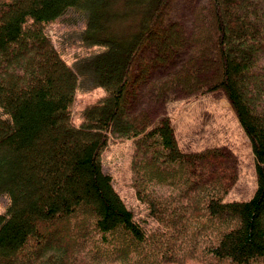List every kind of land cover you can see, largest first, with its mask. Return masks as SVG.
<instances>
[{
  "label": "trees",
  "instance_id": "obj_1",
  "mask_svg": "<svg viewBox=\"0 0 264 264\" xmlns=\"http://www.w3.org/2000/svg\"><path fill=\"white\" fill-rule=\"evenodd\" d=\"M173 0H0V264H264V0H205L190 24ZM101 45L69 65L45 27L68 10ZM77 73V74H76ZM79 75L102 88L78 124ZM221 89L255 160L247 199L222 146L184 151L167 114L132 101ZM109 138L130 141L136 218L102 168Z\"/></svg>",
  "mask_w": 264,
  "mask_h": 264
},
{
  "label": "rangeland",
  "instance_id": "obj_2",
  "mask_svg": "<svg viewBox=\"0 0 264 264\" xmlns=\"http://www.w3.org/2000/svg\"><path fill=\"white\" fill-rule=\"evenodd\" d=\"M205 0H173L170 15L190 24L191 8L200 7ZM84 15L68 10L61 18L46 25L45 31L61 56L71 66L80 59L104 49L101 45H86L81 42L79 32ZM77 74V73H76ZM75 96L71 105L72 121L78 124L85 106L93 103L102 88L94 83L91 73L79 75ZM145 87L138 91L132 101L133 109L144 107L151 119L167 114L173 126L178 146L192 151L208 145L222 146L234 165L235 179L223 199H247L256 188L255 160L251 144L221 89L196 92L194 95L177 90L172 100H154ZM5 117L7 114L0 108ZM102 168L112 178V184L125 205L139 220L151 224L147 210L134 195L130 185V141L109 138L100 154ZM7 198L0 194V212L6 209Z\"/></svg>",
  "mask_w": 264,
  "mask_h": 264
}]
</instances>
